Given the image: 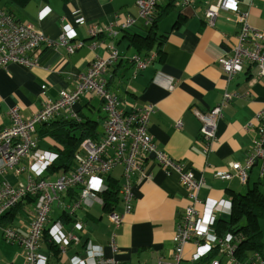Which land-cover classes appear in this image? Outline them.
I'll return each mask as SVG.
<instances>
[{
  "label": "crops",
  "instance_id": "crops-1",
  "mask_svg": "<svg viewBox=\"0 0 264 264\" xmlns=\"http://www.w3.org/2000/svg\"><path fill=\"white\" fill-rule=\"evenodd\" d=\"M135 1L28 0L22 7L12 5L15 18L20 22L31 23L51 38H57L65 31L71 36V42L81 41L83 45L72 54L61 45L56 48L43 46L35 66L27 68L11 62L0 68V128L11 123V107L17 106L21 117L27 119L41 109L45 100H57L60 90L74 89L73 75L86 72L97 57L106 56L109 45H114L120 58L105 73L107 87L119 96L125 111L154 106L147 124L153 142L196 177H203L199 200H222L224 212L228 213L219 212L216 217H225L231 211L228 190L244 193L256 184L264 194V174H260L259 162L250 168L245 182L236 176L223 180L213 174L215 169L224 168L229 162H244L256 136V113L264 105V76H257L256 67L250 63H245L242 71L230 80L222 72L218 59L232 55L240 25L235 13L222 9L212 25L207 23L205 10L218 0H196L185 7L171 6L169 0L159 1L154 13L165 11L156 27L157 36L164 35L160 46L162 53L146 68L135 72L132 58L144 57L150 52L138 51L128 42V35L144 34L148 27L138 18ZM239 9L248 12L247 22L251 27L264 31V0H239ZM115 14L131 16L136 23L129 29L120 30L113 38L101 35L98 46L92 48L95 39L89 34V25L114 22ZM79 17L85 24L76 22ZM224 93L231 98L222 108L215 139L207 143L206 150L199 137V112L216 106ZM102 102L100 97L87 93L73 105L79 116L96 120L97 140L102 135L105 118ZM52 143L50 139L37 140L40 148L51 152L49 146ZM21 163L25 165L26 160ZM145 164L151 177L141 182L133 178L132 211L124 213L119 192V202L112 210L123 216L118 227L109 220L110 213L102 209L100 194L99 200L88 207H79L73 214L64 209L63 204L75 199L69 198L67 191L58 194L48 213L47 234L41 238L37 249L46 258L45 264H70L74 256L83 258L85 249L90 246L100 250L104 258H112L115 264L171 261L173 234L189 204L187 190L175 173L166 172L154 162L146 161ZM3 179L16 185L26 179V171L16 175L7 170L0 174V180ZM102 179L106 188L108 182H119L121 186L122 166L103 174ZM32 212L33 203L17 208L10 225L26 234L25 227ZM75 222L82 223L81 230L76 229ZM259 224L264 254V216ZM1 226L9 224L3 221ZM51 228L76 233L78 243H68L61 251ZM1 233L0 228L2 238ZM2 239L5 242H0V264H23L22 245ZM50 242L58 245L59 251H55ZM194 250L191 243L185 244L179 264H194L191 260Z\"/></svg>",
  "mask_w": 264,
  "mask_h": 264
},
{
  "label": "built area",
  "instance_id": "built-area-1",
  "mask_svg": "<svg viewBox=\"0 0 264 264\" xmlns=\"http://www.w3.org/2000/svg\"><path fill=\"white\" fill-rule=\"evenodd\" d=\"M161 0H136L137 16L148 26L151 22L156 4ZM176 7L191 6L196 0H169ZM235 13L236 21L240 25L238 42L231 56L218 59V63L227 80L242 71L245 63L254 65L257 76H264V31L251 27L247 22V11L239 9V0H218L216 4L207 6L205 17L207 23L213 24L220 10ZM114 20L107 24H90L89 34L95 39L91 47H97L100 36L113 38L120 30L132 27L136 20L131 16L114 15ZM76 22L85 24L79 17ZM71 36L63 31L57 38H51L36 30L31 23L18 21L13 15L0 7V68L9 63H18L27 68L37 63L39 51L43 46L54 47L61 45L68 54H72L83 45V42L70 41ZM120 58L114 45L108 46L106 56L97 57L83 73L73 75L75 87L72 90H60L55 101L45 100L41 109L30 118L23 119L18 107L9 109L11 123L0 128V174L12 170L19 175L26 171V179L16 185L9 181L0 180V217L14 207L25 196H32L33 213L30 216L26 234L16 229L1 226L2 236L7 242H14L23 247V264H45L46 258L37 252L42 227L47 221L51 203L58 198V194L72 186L81 185L77 200L63 204L64 209L73 213L81 206H90L99 200V193L105 188L102 175L110 172L116 166H122L123 183L120 188L124 213L132 208V183L147 180L151 174L146 169V161L154 162L166 172H173L180 184L187 190L189 204L186 206L181 220L177 223L173 234L172 260H159L157 264H179L185 244L191 243L195 250L191 260L194 264H264V254L253 252L251 259L241 262L235 256L237 236L226 233L218 237L212 228L217 213L224 212L225 202L220 200H199L198 194L204 183L202 176L196 177L182 164L172 159L159 149L147 132L149 116L154 110L153 105L135 107L125 111L121 106L119 96L107 88L105 73L109 66ZM157 58L154 51L147 52L144 57L134 56L132 64L134 71L146 68ZM44 88V86H42ZM91 93L102 99L105 112L103 132L99 140L85 139L80 144V150L75 155L76 165L67 173L54 178H41L46 168L57 157V154L38 146L34 136L38 123L47 120L58 112L65 116L77 118L73 105L84 94ZM248 95L249 92H246ZM231 95L224 93L221 101L214 107L199 112V137L207 150V143L215 139L216 123L222 115V108L230 100ZM256 136L244 162H229L224 168L215 169V177L227 180L232 176L242 182L247 180L250 168L260 163V174H264V105L256 113ZM179 125V122H177ZM26 160V164L21 162ZM200 206V208L197 207ZM224 213H228L225 211ZM230 213V212H229ZM122 215L111 212L109 220L118 227L122 222ZM76 229H82V223L75 224ZM52 236L61 251L68 243H78L76 233L65 232L57 228L50 229ZM115 235V233H113ZM113 240V239H112ZM93 247L85 249L83 258L74 256L70 264H115L112 258H104L100 250ZM114 243H112V248ZM215 251L214 257L207 259V255ZM203 258H206L203 260ZM252 261V263H250Z\"/></svg>",
  "mask_w": 264,
  "mask_h": 264
},
{
  "label": "trees",
  "instance_id": "trees-1",
  "mask_svg": "<svg viewBox=\"0 0 264 264\" xmlns=\"http://www.w3.org/2000/svg\"><path fill=\"white\" fill-rule=\"evenodd\" d=\"M27 1L28 0H0V7L15 17L12 5L22 7ZM169 2L172 6L173 3L171 1ZM164 13L165 11H161L159 14H153L151 22L144 30V34L135 33L128 35L129 44L135 47L138 51H152L151 49L154 48L155 50L153 51L159 57L162 53L160 46L164 35L157 36L156 27L159 19L165 15ZM37 125L38 127L35 130L36 140L39 142L40 139H50L53 143L49 147L52 152L57 154V157L46 168L41 178H54L59 174L67 173L72 170L76 165L75 155L80 150L79 146L81 142L85 139L97 141L98 133L96 131V120L82 115L79 116L77 114V118H70L65 116L63 112H58ZM81 188V185L72 186L63 192L67 191V196L69 198L77 200ZM120 188L121 186L116 182H108L107 188L105 187L103 191L99 193L103 200L102 209L105 212L111 213L115 205L119 202ZM228 194L231 202V211L229 215L225 217H215L212 228L218 237H222L226 233H232L237 236L238 241L236 242L235 256L239 261L247 262L251 259L253 252H258L260 254L263 253V234L259 221L264 216V194L256 184H253L244 193L228 190ZM33 200L34 198L32 196H25L22 198L14 207L10 208L0 217V224L5 221V224H9L7 227L14 228L10 224H12V218L15 215L16 209H22L25 205L33 203ZM132 209L133 202L131 211ZM66 215L71 218L70 215ZM18 232L20 233V231ZM46 234L47 229L45 223L42 227L40 237L43 238ZM50 243V246H52L55 251H59L58 245H55L52 242ZM214 255L215 251L212 252L211 257Z\"/></svg>",
  "mask_w": 264,
  "mask_h": 264
},
{
  "label": "rangeland",
  "instance_id": "rangeland-1",
  "mask_svg": "<svg viewBox=\"0 0 264 264\" xmlns=\"http://www.w3.org/2000/svg\"><path fill=\"white\" fill-rule=\"evenodd\" d=\"M37 126V125H36ZM99 128H100V126H99ZM121 180V178H119V181ZM104 183H105V181H104ZM117 184L119 183V182H116ZM1 235H2V233H1ZM3 238V237H2ZM1 237H0V242H5L3 239H2ZM2 244H4V243H2Z\"/></svg>",
  "mask_w": 264,
  "mask_h": 264
},
{
  "label": "clouds",
  "instance_id": "clouds-1",
  "mask_svg": "<svg viewBox=\"0 0 264 264\" xmlns=\"http://www.w3.org/2000/svg\"><path fill=\"white\" fill-rule=\"evenodd\" d=\"M229 215V214H228Z\"/></svg>",
  "mask_w": 264,
  "mask_h": 264
}]
</instances>
